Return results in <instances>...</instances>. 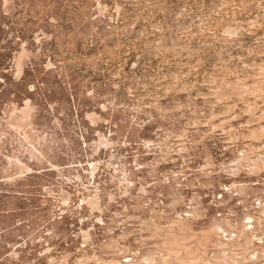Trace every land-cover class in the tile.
<instances>
[{
  "label": "rangeland",
  "instance_id": "374dc122",
  "mask_svg": "<svg viewBox=\"0 0 264 264\" xmlns=\"http://www.w3.org/2000/svg\"><path fill=\"white\" fill-rule=\"evenodd\" d=\"M0 264H264V0H0Z\"/></svg>",
  "mask_w": 264,
  "mask_h": 264
}]
</instances>
